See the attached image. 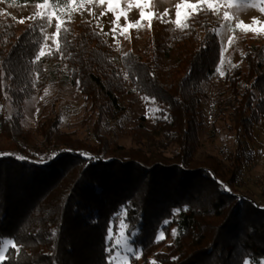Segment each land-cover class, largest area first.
Segmentation results:
<instances>
[{
	"label": "trees",
	"instance_id": "obj_1",
	"mask_svg": "<svg viewBox=\"0 0 264 264\" xmlns=\"http://www.w3.org/2000/svg\"><path fill=\"white\" fill-rule=\"evenodd\" d=\"M41 2L14 0L18 5ZM186 24L162 41L149 38L121 59L120 68L89 25L63 26L59 50L34 62L43 21L20 26L0 18V106L9 102L18 115L37 90L53 81L72 85L97 111L94 138L100 146L96 150L70 140L58 131L56 116L38 126L47 147L45 162L0 156V249L7 240L16 244L1 264H109L122 225L141 264L264 260V208L251 196L228 190L238 180L247 145L254 142L253 128L264 118V45L245 41L240 64L227 70L216 87L213 118L237 144L225 169L212 156L195 158L203 127L202 86L221 60L219 25L205 6ZM128 84L160 108L151 130L138 124L132 131L148 152L111 149L101 135L105 108L119 109ZM15 119L0 113V137L13 145L29 142ZM160 138L176 146L173 157L160 152ZM161 232L164 238L157 242Z\"/></svg>",
	"mask_w": 264,
	"mask_h": 264
},
{
	"label": "rangeland",
	"instance_id": "obj_2",
	"mask_svg": "<svg viewBox=\"0 0 264 264\" xmlns=\"http://www.w3.org/2000/svg\"><path fill=\"white\" fill-rule=\"evenodd\" d=\"M183 2L185 0H148L143 10L151 12L152 18L145 19L137 25L135 22L140 19V9L135 3L129 6V0H120L118 10L124 12L125 16L121 17L119 25L125 24L126 17L133 27L126 34L128 38L120 34L118 27L117 39L113 38L111 31L114 13L107 11L106 4L81 3L80 0H76V3L70 5L67 0H50L47 9H38L36 8L37 3L18 5L14 3V0H0V18H10L20 26H28L38 20L36 18L38 13L47 16L55 10L50 24L47 19L42 20L44 31L41 47L43 46L45 53L57 48L55 25L59 18L63 22L62 27L69 28L79 23L93 27L101 34L110 48L114 62L121 68V59L125 53L142 49L151 37L162 41L184 28L183 25L188 20L186 15L192 17L193 10L181 8V22L178 27L175 16L176 5ZM186 2L196 3V0H186ZM213 3L216 11L212 12L219 25L217 35L221 43V60L210 82L202 86L200 122L203 127L199 132V148L195 158L202 160L204 157L212 156L226 169L228 165L226 157L236 150L237 144L234 135L213 118L216 112V87L227 70L240 64L245 52V41L249 43L248 40L255 39L258 45H264V12L260 10L264 8V0H234L232 6H229L227 0H213ZM205 7L208 9L207 5ZM225 11L229 13L227 21L224 20ZM102 12H106L107 15L101 16ZM26 17H33V19H25ZM161 17H164L166 22H161ZM21 20L24 22L21 23ZM237 24L243 27L237 28ZM118 104L119 109L105 108L107 114L102 117L101 121L103 139L111 149L117 147L122 151H127L141 147L143 151L148 152L149 147H145L146 142L143 141L140 146L138 138L134 136L136 132L132 131L137 129L138 124H143L146 130L154 127L160 112L158 104L141 98L129 84L126 94L119 96ZM2 112H7L9 116H16V122L19 117L21 132L29 135V142L20 141L17 145H13L11 139L0 137V156H14L17 159L28 157L41 162L40 158L46 157L44 149L47 147L41 138L38 126L41 123L44 124V119H53L56 116L60 118L58 129L60 133L69 136L72 141H78L99 150L100 146H97L98 142L94 138L97 111L72 85L53 81L45 89L37 90L34 96L24 103L18 115L9 102H4L0 106V113ZM253 135L254 142L249 143L247 151L243 153L238 180L228 190L238 197L249 195L258 206L264 208V118L253 128ZM159 140L164 145L160 148V152L165 157H173L177 152L176 146L163 138ZM174 236L172 230V237L167 240L168 245L172 243ZM163 238L162 236L159 240ZM130 242L122 225L119 237L113 244L115 253L109 264H132L131 259L141 264L140 252L135 251ZM9 247L11 245L6 246L3 243L0 249L3 251L4 259ZM128 248L132 251L129 252ZM4 259L0 261V264ZM247 264L251 263L247 261ZM260 264H264V260Z\"/></svg>",
	"mask_w": 264,
	"mask_h": 264
},
{
	"label": "snow or ice",
	"instance_id": "obj_3",
	"mask_svg": "<svg viewBox=\"0 0 264 264\" xmlns=\"http://www.w3.org/2000/svg\"><path fill=\"white\" fill-rule=\"evenodd\" d=\"M67 2H68V4L71 5V4L76 3V0H67ZM80 2L81 3H89V4H98V5H105L106 4L107 5V11L114 13L112 21H111V24H112L111 31L113 32V38L117 39V28L118 27L120 29V34L121 35H125V38H128L126 34L133 27V24L128 22L127 18L125 17V24L124 25H119V21H120L121 17L125 16L124 12H121V11L118 10L119 9V4H120V0H80ZM133 3H135L136 7L140 9V11H139L140 19L135 22L137 25L140 24L145 19H149L150 20L152 18L153 14L151 12H145L143 10L144 7H146L147 4H148V0H129V6H131ZM227 3L229 4V6H232L233 3H234V0H227ZM49 4H50V0H42V3H37L36 4V8H38V9H47ZM205 5H207L209 10H211L213 12L216 11V7H215V4L213 3V0H196V3H188L185 0V2H183L182 4H177L176 5V12H175L177 26L179 27L180 26V22H181L180 21V18H181V15H182L181 8L193 10L192 14L195 15V14H198L201 10H203ZM260 10H261V12H264V8H261ZM166 13H167V10H166ZM53 15H55V10H52V13L47 15V16L40 15L38 13L36 18H38L40 20L47 19L49 24H50L52 19H53ZM105 15H107L106 12H102L101 13V16H105ZM223 15H224V20L227 21L229 19L228 11H225ZM186 18L190 19L191 16L186 15ZM25 19H33V17H26ZM20 22L23 23L24 21L21 20ZM161 22H166L164 17H161ZM62 23L63 22L61 21V19L57 18L56 25H55L56 37H59L60 34L62 33V31H65V29H62ZM183 26L185 28L188 27L187 24H184ZM236 27L237 28H241V27H243V25L237 24ZM40 30L43 33L44 27L42 26ZM45 39L47 40L48 37L46 36ZM57 50H59V47L57 48ZM46 54L47 55H52L53 52L50 49L47 53H45L44 48L42 46L41 49H40L39 54L35 57V61L34 62L39 61L41 59V57L45 56ZM127 55L128 54L125 53V56H127ZM218 71H219V69H218ZM125 78H127V77H125ZM79 83L80 82L77 81V86L78 87H79ZM144 99L148 100L149 98L148 97H144ZM165 118H167V117H165ZM55 155L56 154H53L51 158H54ZM82 155H84V154L82 153ZM18 158L19 159H24V157H18ZM46 159H48V158L41 157L40 161L41 162H45ZM167 223H168V221H165V224H167ZM173 233L175 234V229L173 230ZM163 235H164V233L161 232L160 237L157 238V242H159V239ZM4 244L6 246L7 245H11L12 248H16V244H14L13 241H11V240L5 241ZM127 250L129 252L132 251L131 248H128ZM3 259H4L3 251L0 250V261H2ZM246 264H247V262H246Z\"/></svg>",
	"mask_w": 264,
	"mask_h": 264
}]
</instances>
